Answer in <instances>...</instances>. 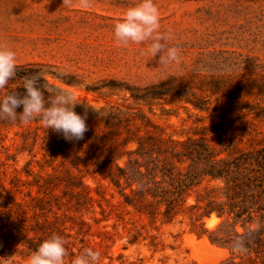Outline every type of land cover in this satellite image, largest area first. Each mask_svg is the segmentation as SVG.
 I'll return each instance as SVG.
<instances>
[{
    "label": "rangeland",
    "instance_id": "1",
    "mask_svg": "<svg viewBox=\"0 0 264 264\" xmlns=\"http://www.w3.org/2000/svg\"><path fill=\"white\" fill-rule=\"evenodd\" d=\"M138 2L0 0V46L16 53L22 73L39 77L46 100L71 94L88 129H157L181 140L206 133L212 143L225 130L245 148L264 145V0H153L160 32L181 53L180 63L171 66L152 59L147 44L116 43L115 23ZM22 129L46 128L38 119L0 126L4 183L13 165L20 169L30 157L19 153L16 132ZM84 179L92 188L99 185L111 202L102 200L104 214L95 204L99 223L93 213L84 214L93 234L86 240L100 253L99 264H264V244L233 257L227 245L195 230L205 188L220 192L218 181L194 188L184 210L167 222L122 204L117 189L97 172ZM92 194L101 198L95 189ZM202 220L210 231L233 229L214 212ZM260 225L257 216L252 226ZM235 227L246 231L242 222ZM30 256L0 229V264H28Z\"/></svg>",
    "mask_w": 264,
    "mask_h": 264
},
{
    "label": "trees",
    "instance_id": "2",
    "mask_svg": "<svg viewBox=\"0 0 264 264\" xmlns=\"http://www.w3.org/2000/svg\"><path fill=\"white\" fill-rule=\"evenodd\" d=\"M22 69L17 66L16 76L0 89V99L15 91L24 94L23 87L13 84L34 76ZM21 112L22 107L17 109ZM21 123L19 116L15 121L0 119V126ZM205 134L181 140L157 129L145 134L141 129H88L82 140L67 141L52 129H22L16 132L21 138L19 153L30 157L20 169L13 165L8 183L0 179V229H7L18 248L31 255L43 241L59 235L67 250L64 264H73L83 249H93L86 240L93 235L92 224L84 214L97 212L95 204L104 214L103 201L111 203L99 185L92 188L85 182L87 175L95 177L97 172L117 189L122 204L167 222L184 210L194 188L218 181L220 192L205 188L207 201L194 217L200 220L195 230L227 245L233 257L237 252H258L257 246L264 244V145L245 148L225 130L218 133V143ZM93 189L101 198L92 194ZM213 212L233 229L220 226L210 231L202 219ZM257 216L261 225L253 228ZM92 218L102 221L95 214ZM237 222L245 232L236 229Z\"/></svg>",
    "mask_w": 264,
    "mask_h": 264
},
{
    "label": "clouds",
    "instance_id": "3",
    "mask_svg": "<svg viewBox=\"0 0 264 264\" xmlns=\"http://www.w3.org/2000/svg\"><path fill=\"white\" fill-rule=\"evenodd\" d=\"M115 41L120 46L147 44V54L153 59L158 57V64L171 66L181 61L180 50L168 46L167 39L160 32V14L153 0H139L128 7L123 18L113 28ZM17 56L10 49L0 46V89H4L16 76ZM39 77H24L23 95L16 91L0 99V119L15 121L19 116L22 123L40 120L42 125L61 133L67 141L82 140L88 131L86 116L74 111L77 104L71 94L60 93L45 99ZM22 107V112L17 109ZM67 255L64 239L53 234L43 241L29 257L28 264H64ZM101 255L98 251L85 248L74 259L73 264H99Z\"/></svg>",
    "mask_w": 264,
    "mask_h": 264
}]
</instances>
